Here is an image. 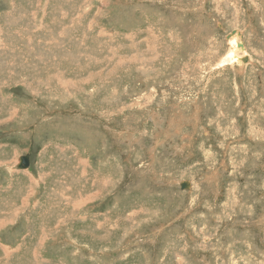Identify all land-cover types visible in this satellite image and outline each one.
I'll return each mask as SVG.
<instances>
[{"label": "rangeland", "instance_id": "rangeland-1", "mask_svg": "<svg viewBox=\"0 0 264 264\" xmlns=\"http://www.w3.org/2000/svg\"><path fill=\"white\" fill-rule=\"evenodd\" d=\"M0 264H264V0H0Z\"/></svg>", "mask_w": 264, "mask_h": 264}, {"label": "water", "instance_id": "water-1", "mask_svg": "<svg viewBox=\"0 0 264 264\" xmlns=\"http://www.w3.org/2000/svg\"><path fill=\"white\" fill-rule=\"evenodd\" d=\"M20 169H24L27 167V157L20 160V164L18 166Z\"/></svg>", "mask_w": 264, "mask_h": 264}]
</instances>
